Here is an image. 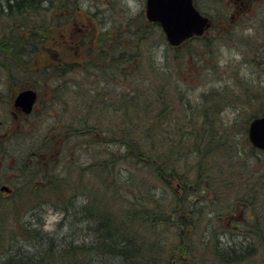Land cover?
I'll list each match as a JSON object with an SVG mask.
<instances>
[{"label":"trees","instance_id":"trees-1","mask_svg":"<svg viewBox=\"0 0 264 264\" xmlns=\"http://www.w3.org/2000/svg\"><path fill=\"white\" fill-rule=\"evenodd\" d=\"M54 1L0 0V18L7 22L0 37V55L6 58L1 60L2 63L6 64L10 59L23 65L24 57L32 58L40 45L50 39V33L54 32L50 28L63 33V26L69 22L65 11L67 2L59 6ZM228 1L230 8L239 9L264 3L263 0H249L246 5L242 0ZM52 9L54 13L49 16ZM220 15L228 22L227 16H233L231 11L224 12V9ZM150 26L158 28L167 47H173L166 42L158 23L152 22ZM144 29L151 30L148 26ZM70 35L74 37L72 31ZM141 36L145 38V34ZM65 37L67 39L59 34L53 41L61 43ZM88 39L91 40L90 35L76 45L84 46ZM116 40L114 43L109 29L101 30L96 40L101 44V52L88 49V56L83 61L98 66L106 64L100 68L109 72L105 75L106 80L116 76L122 86L128 78L136 84L130 90L118 89L111 102L110 99L107 103L102 102L103 114H111L105 119L98 118L103 114L97 113L100 104L96 92L88 90L83 102L85 107L81 105V109H77L72 122L54 128L57 137L49 134L53 139L72 144V151L65 161L72 160L75 146L85 143L89 163L83 159L81 162H64L61 166L60 158L53 156L54 147L53 142L48 141L49 135L35 141L31 152L19 149L21 153L11 169L13 190L9 194L0 193V264H205L208 261L240 264L256 257V239L264 244V161L260 158L245 161L247 157L239 148L240 159H235L233 148L240 144L235 137L236 128L232 131V124L215 123L211 114L213 109L216 112L213 104L202 108L203 114L195 119V108L190 99L185 101L181 88L179 98L174 93V89L178 90L182 83L190 81L186 68L163 69V80L158 70L152 68L155 77H159L157 81L152 80L151 88L147 89L136 76L141 67L137 60L140 57L137 33L118 34ZM73 61L63 60L65 67L62 64L48 66L44 61L38 71L29 65L28 73L33 80L30 83L44 86L48 72L71 71L84 64L80 60ZM24 72L25 66L20 68L18 77ZM88 76L93 80L95 73ZM13 78V82H17V76ZM134 105L138 107L135 113L132 112ZM263 113L264 109L257 110L247 121ZM116 117L120 120L114 119ZM247 121L244 127L241 126L244 130H247ZM111 142L114 149L109 147ZM247 144L244 148L260 150L249 142ZM256 166L262 170H256ZM234 167L241 169L234 171ZM73 171L78 181L87 176L90 179L87 184L80 182L77 187L78 191H83L87 203L74 212L65 203L67 179ZM16 175L18 180L14 178ZM94 178L100 179L101 197L96 185L91 187ZM238 183L241 184L239 188ZM49 192L59 202L54 204L65 214L61 222L74 216L75 223H83L81 229L88 231L89 239L61 241L56 234L39 231L27 224L23 212L35 204H49ZM26 200L32 201L31 204ZM224 208H232L235 213L230 212L238 216L229 219L231 227L249 226L244 233L246 241L223 245L222 238L216 234L219 229L213 227L209 230L211 233L205 235L202 249H198L194 234L202 222L201 216L207 211L213 212L212 217L219 220L214 219L217 226L223 228L222 217H228L224 215ZM13 221L15 228H10ZM209 224L212 225L211 221ZM148 231L159 232V238L150 239ZM36 233L41 236L39 249L16 246L18 235L31 239L38 236ZM259 257L264 263V253L262 256L259 252Z\"/></svg>","mask_w":264,"mask_h":264},{"label":"rangeland","instance_id":"rangeland-1","mask_svg":"<svg viewBox=\"0 0 264 264\" xmlns=\"http://www.w3.org/2000/svg\"><path fill=\"white\" fill-rule=\"evenodd\" d=\"M54 2L59 6L63 2H67L65 11L67 12L66 20L69 19V22L63 26V33H61V30L60 33H56L58 31L57 28H50L54 31L50 33V39L46 44L43 43L40 45L32 58L28 56L24 57L25 62L23 65H19L10 59H7V63L4 64L1 60L6 58L0 55V92L3 94V96H0L1 102H3L2 97L5 100L8 99L7 96H9L11 90L28 85L30 81L33 82L28 73L29 65L37 71L39 67L43 66L44 61L47 62L48 66L62 64L61 66L63 67L64 65L65 67L66 63H62L63 60L74 59L75 61H83L88 56V49L94 48L95 51L101 52V44H97L98 41L96 42L98 33L101 30L109 29L114 43L117 41L118 34L128 33L131 35L133 32H136L137 39L140 38L138 48V55L140 57L137 60L141 63V67L136 74L140 83L143 81L144 86L150 89L151 86L149 84L152 80L157 81L159 77H155V70H158L162 78V75H164L163 72H165L163 69L165 68H186L189 72L188 75L191 77L189 79L190 81L182 83V86H179L178 90L174 89V93L179 98L182 93L180 91L181 88L184 92L182 94L185 97V101L190 99L195 108V119H198L203 114V111H200L202 108L205 106L210 107L213 104L216 112L212 108L213 112L211 114L214 116L215 120H213L215 123L225 126L232 124V131L236 128L235 137L238 142L240 141V144L233 148L234 153H236L235 159H240L238 153L239 148L247 157L244 158L245 161L255 160L254 158H260L264 161V151H253L249 147L244 148V144L248 146V142L251 145L248 139L247 131L249 120L247 121V119H250L255 111L264 109V3H258L256 6L249 5L247 8H244L245 10L243 8L242 10L239 8H230L228 0H224V2L222 0H196L201 10L211 16L212 23L204 36L191 39L188 43L175 49L174 47H167V44L162 39L164 36H160V31L156 26V28H151L150 25L152 22L146 16V0H55ZM242 2H246L247 5L249 0H242ZM222 9H224V12L227 10L234 12L233 16H227L229 22L225 18L223 20V17H221L220 11ZM52 13H54L53 9L49 11L48 15L50 16ZM6 24L7 22H2L0 18V37L3 33V28L7 26ZM145 26L150 27L151 30L144 29ZM71 31L72 36H74L73 38L70 35ZM142 33L145 34V38L141 36ZM59 34L62 37L63 35L67 36V39L65 37L63 42L54 43V37L57 36L58 39ZM86 35H90L91 40L88 39L84 46L76 45ZM9 48L19 49V47L12 46H9ZM29 58L30 61H28ZM83 63L82 66H74L76 68L71 71L61 70L57 73L48 72L47 84L39 87L42 97L47 100L45 113L43 112L39 116V112H36L34 114L35 119L31 122L32 125L25 132L20 133V136L12 139L4 138L5 151H3V154L0 153V169L3 170V173L10 176L8 179L9 183L13 180V172L11 169H13L12 166H14L16 162L15 158L18 157V154L28 150L31 152L35 147V141L41 140L45 135L49 134L56 136L53 130L54 128L66 124V122L71 123L73 114L77 113V109H81V105L85 107L83 102L89 94L87 93L88 90L94 89L96 92V99L100 104V109L97 113L103 114L102 102L107 103L108 99L111 102L112 97L116 95L118 89L121 91H125L126 89L130 90L136 84L134 80H129L128 78L125 83L126 85L124 86L123 84L122 86L119 84L116 76L106 80L107 77L105 75L109 72L106 73L100 70L101 67L106 66L104 63H101L102 66L86 61H83ZM23 66L26 67V72L20 73L18 77L20 68ZM152 68H155V70ZM91 72L95 73L93 80L88 76ZM15 76H17L18 80L16 79L17 82L14 83L13 79L15 78L13 77ZM7 86L9 89H7ZM140 92L148 91L140 90ZM3 105L6 110V101ZM137 109L138 107L134 105L132 112L135 113ZM108 115L99 114L98 118L105 119ZM109 117L111 118V116ZM117 118L120 120V117L114 119ZM246 121L247 130H244L241 126L244 127ZM1 129L5 130L6 128L2 126ZM52 136H47L48 141L51 140L53 142V156L60 158L61 166L64 162H66L65 164L76 161L81 162L83 159L89 163V151L85 143L79 142V146L74 147L72 160L69 158V160L65 161L72 151V144L64 142L65 140L53 139L54 137ZM246 139L248 140L247 143L245 141ZM109 147L112 149L115 148L113 142L109 144ZM22 148L23 150L18 152ZM240 169L234 167L232 170L238 171ZM255 169L262 170L259 166H256ZM123 170H125V167ZM63 171H65V168ZM75 173L74 171L69 173L68 183L66 185L69 200L68 198L65 200L68 207H72L70 211L73 212L78 210L81 204L87 203L83 191L81 189L78 191L77 187L81 184L80 182L87 184V180H90L87 176L86 179H80L78 181ZM237 176L235 175V177ZM239 181L238 179L237 182ZM94 184L101 197L102 188L100 186V179L94 178L91 187H95ZM240 186L241 184L238 183V188ZM47 197L51 198L49 204L44 206L35 204L31 209L29 208L26 212H23L25 214L24 220L27 224H31L32 227L37 228L39 231L43 230L45 233L50 232L56 234L57 238L61 241L65 239L68 241L73 238L76 240L90 238L88 231L81 229L83 223H75L74 216L67 217L65 223H62L61 221L65 214L54 204L55 202L59 204V202L53 199L54 197L51 196L50 192ZM25 202L31 204L32 201L26 200ZM230 211L233 214L235 213L232 208H224V215L228 217H222V222L224 223L223 228L217 226L218 223L215 220L218 219L212 217L214 215L213 212L208 213L207 211L201 216L202 222L199 225L198 231L194 234V239H196L195 241L199 245L197 247L198 249H202V241L206 239L205 235L207 236L211 233L209 230L213 227L219 229V232L216 234L222 238L223 245H232L235 242L240 244V242L246 241L244 233H246V229L249 226L244 225L245 228H243L240 224V228L231 227L232 225L229 219L234 217L232 219L234 220L238 216H233ZM68 212L69 210H67ZM69 214L71 213L69 212ZM252 214L253 212H250V215ZM209 221L212 223L211 226ZM10 223V228H15L14 221ZM36 234L38 236H32L30 237L31 239L22 238L18 235L16 246L21 249H39L42 244L40 243L41 236L38 233ZM147 236L150 239L157 240L159 238V232L154 233L148 231ZM256 243L257 256L240 264H264L259 257V252H262L263 256L264 244L259 239H256ZM15 249L17 248L15 247ZM205 264L213 263L208 261Z\"/></svg>","mask_w":264,"mask_h":264},{"label":"water","instance_id":"water-1","mask_svg":"<svg viewBox=\"0 0 264 264\" xmlns=\"http://www.w3.org/2000/svg\"><path fill=\"white\" fill-rule=\"evenodd\" d=\"M146 15L149 20L161 24L172 45H179L195 34H202L209 24V17L200 12L194 0H146ZM35 98L36 92L26 89L18 94L16 102L30 111ZM248 137L252 145L264 150V114L250 121Z\"/></svg>","mask_w":264,"mask_h":264},{"label":"flooded vegetation","instance_id":"flooded-vegetation-1","mask_svg":"<svg viewBox=\"0 0 264 264\" xmlns=\"http://www.w3.org/2000/svg\"><path fill=\"white\" fill-rule=\"evenodd\" d=\"M231 14L234 15V12H231ZM27 88H33L37 92L36 101L34 103L32 111L30 112H27L22 104H18L16 102L18 93ZM7 89H9L8 86ZM1 95L3 96V94L0 92V96ZM7 97V100L2 97L3 102L0 101V153L2 154L3 151H5V145L3 143L5 141L4 138L12 139L20 136L18 132L22 130L24 131L32 125L31 122L35 119L34 114H36V112H39L38 115L40 116L41 113H45V109L47 106V100L46 98L42 97L40 88L32 85V83L17 87L15 88V90H11V93ZM5 101L7 105L6 110L3 105ZM2 126H5L6 129H1ZM9 177L10 176L8 174H4L3 170L0 169V193L9 194L13 190L11 183L8 182ZM14 178L18 180V175H16ZM6 184L10 186V190H5L4 188H2Z\"/></svg>","mask_w":264,"mask_h":264}]
</instances>
